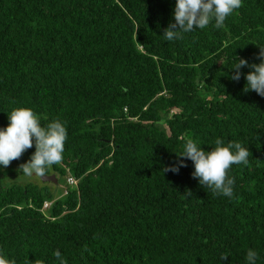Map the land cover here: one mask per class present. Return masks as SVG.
Here are the masks:
<instances>
[{"label": "trees", "instance_id": "trees-1", "mask_svg": "<svg viewBox=\"0 0 264 264\" xmlns=\"http://www.w3.org/2000/svg\"><path fill=\"white\" fill-rule=\"evenodd\" d=\"M176 0H0V128L14 108L67 129L47 183L9 179L0 165V256L14 264H264V97L244 92L259 64L264 0L216 29L166 41ZM185 138L204 151L240 142L231 198L191 176ZM183 159L178 173L163 171ZM13 173V172H12ZM51 182V181H50ZM53 183V182H51ZM65 192H62V189ZM191 192V196L188 195ZM43 201L50 205L41 210ZM227 259H220L222 255Z\"/></svg>", "mask_w": 264, "mask_h": 264}, {"label": "clouds", "instance_id": "clouds-1", "mask_svg": "<svg viewBox=\"0 0 264 264\" xmlns=\"http://www.w3.org/2000/svg\"><path fill=\"white\" fill-rule=\"evenodd\" d=\"M242 7V0H176L173 12L174 23H169L163 36L166 41L182 39L183 33L195 29H205L214 20L216 29L223 28L224 21L235 10ZM260 51L259 64L249 65L245 59L235 61L234 73L230 76L233 81H239L240 69L249 67L245 75L246 84L243 91H255L264 97V46H258ZM67 139V129L59 120H53L42 127L38 116L28 108H14L8 114V125L0 128V165L5 168L14 160H19L22 154L33 147L35 152L29 161L19 165V171L26 176L46 177L47 169L60 164L63 160L64 145ZM191 160L194 171L191 176L199 184L210 189L215 195L231 198L233 195L234 179L227 175L232 165L249 163L251 153L240 142H228L225 145L222 139L215 140V147L211 151H204L191 138H185L183 151L177 155ZM180 167H187L183 159L176 164L163 169L178 173ZM191 196V192H188ZM59 264H67L59 250L53 253ZM222 255L220 259H227ZM258 255L254 250H248L247 264H256ZM0 264H14L0 256ZM31 264V262H29Z\"/></svg>", "mask_w": 264, "mask_h": 264}, {"label": "rangeland", "instance_id": "rangeland-1", "mask_svg": "<svg viewBox=\"0 0 264 264\" xmlns=\"http://www.w3.org/2000/svg\"><path fill=\"white\" fill-rule=\"evenodd\" d=\"M23 164V163H21ZM19 165L20 164H12L11 170L12 172L9 174V179L11 181H14L19 184L24 183H34V184H43V182L40 180V177H36L35 175L29 177L24 175L21 171H19ZM49 187V189L52 191L53 196L58 194V190L62 187H65V181L64 177L57 176V180L54 183H51L50 181H45Z\"/></svg>", "mask_w": 264, "mask_h": 264}, {"label": "built area", "instance_id": "built-area-1", "mask_svg": "<svg viewBox=\"0 0 264 264\" xmlns=\"http://www.w3.org/2000/svg\"><path fill=\"white\" fill-rule=\"evenodd\" d=\"M75 183V179L72 176L67 175L65 178V184L67 185H71ZM62 192H65V189H62ZM50 205L49 201H43L42 205H41V210L46 209L48 206Z\"/></svg>", "mask_w": 264, "mask_h": 264}, {"label": "water", "instance_id": "water-1", "mask_svg": "<svg viewBox=\"0 0 264 264\" xmlns=\"http://www.w3.org/2000/svg\"><path fill=\"white\" fill-rule=\"evenodd\" d=\"M41 181H51V182H56V178L53 174H47L46 177H41Z\"/></svg>", "mask_w": 264, "mask_h": 264}]
</instances>
